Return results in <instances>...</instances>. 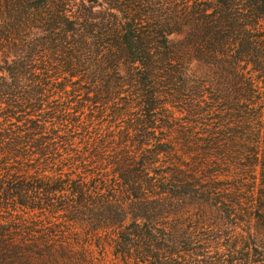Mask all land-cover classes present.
I'll list each match as a JSON object with an SVG mask.
<instances>
[{
    "label": "trees",
    "instance_id": "1",
    "mask_svg": "<svg viewBox=\"0 0 264 264\" xmlns=\"http://www.w3.org/2000/svg\"><path fill=\"white\" fill-rule=\"evenodd\" d=\"M54 77L112 117L145 121L160 102L182 148L196 125L261 123L264 0H0V117L35 116L0 128V264H264V189L246 229L224 233L210 217L238 205L220 208L177 142L164 170L146 148L103 166L93 143L78 173L49 137V174L35 170Z\"/></svg>",
    "mask_w": 264,
    "mask_h": 264
},
{
    "label": "rangeland",
    "instance_id": "2",
    "mask_svg": "<svg viewBox=\"0 0 264 264\" xmlns=\"http://www.w3.org/2000/svg\"><path fill=\"white\" fill-rule=\"evenodd\" d=\"M55 78H49V98L43 104L42 111L38 112L40 113L38 121L44 128L41 131L45 137L38 139L36 144L44 146L45 149H41H44L45 154L27 156V159H32L33 162L38 161L35 170H44L45 174H49V137L53 139L55 149L62 158L69 160L64 171L71 166L72 169L79 167L76 170L78 173L82 171L80 168L82 164L73 161V158L76 153H83L85 146L89 148L93 143L107 159L103 161V166L107 161L111 163L120 161L125 151L131 155L134 153L138 155L141 149L146 148L155 150L158 158H155L158 162L151 167L162 170L174 161L172 156L163 154V146L168 145V141L176 146L178 143L177 149H181L178 154L184 155L182 159L187 166L192 167L194 171H200L198 180L222 191L223 202L220 208L225 211L231 205H238L234 215V211L217 213L210 217L211 220L220 221L224 233L231 230L240 233L242 229H246L243 222L246 220L245 207L249 204V200L246 199L250 197L256 199L264 189V121L233 122L227 126L216 122L213 125L207 123L210 125L207 129L213 128L211 126L214 125L217 128L213 135L205 132V126L196 125L195 133L186 144L187 148H182L179 146L182 141L181 131L171 120L166 119L160 102L154 103L155 114L147 117L145 121L132 120L133 116L127 114L112 117L109 111L101 113L86 101L85 97H92V93L86 94L83 90L73 93L68 81L62 78L54 80ZM259 85L262 87V83ZM165 107L169 109L168 106ZM2 108L4 105H0V110ZM63 108L68 115L59 118L60 109ZM130 110L129 112L133 111ZM35 113L33 115H38ZM177 116L178 113H175L174 117ZM18 119L20 123H16L15 118L4 122V118L0 117V124L5 123L0 128L16 132L15 126L8 124L14 123L22 127L23 122L35 119V116H23ZM138 130L141 133H138ZM36 149L32 151L36 152ZM52 149L50 146V152ZM253 203L256 205V201ZM193 207L195 210L198 208L196 205ZM255 213L252 212V217ZM238 258L240 255L236 254V259ZM111 259L112 256L109 255L108 260Z\"/></svg>",
    "mask_w": 264,
    "mask_h": 264
}]
</instances>
